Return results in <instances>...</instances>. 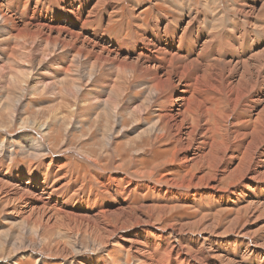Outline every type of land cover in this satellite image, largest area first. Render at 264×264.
Returning a JSON list of instances; mask_svg holds the SVG:
<instances>
[{
    "label": "bare ground",
    "instance_id": "obj_1",
    "mask_svg": "<svg viewBox=\"0 0 264 264\" xmlns=\"http://www.w3.org/2000/svg\"><path fill=\"white\" fill-rule=\"evenodd\" d=\"M123 1L126 0H95V4L88 8V0H79L80 11H84L89 16L84 18L83 24L79 22L80 27L76 29V27L63 22L67 19L56 25L48 22L41 23V21L34 23L33 17L36 16L34 13L31 14L29 22L22 21L26 19L27 14L21 12L19 5L21 0H18L17 3L15 1L14 4H12L13 0H0V38L6 36L12 39L10 45L5 43L3 48L8 54L7 63L8 61L12 62L17 65V68L28 70L31 66L34 70L38 66L42 67L44 60L47 63V57L44 56L47 49H56L53 56L51 55L52 58H48L49 60L64 61V68L56 71L72 74L71 69L78 66L79 73L74 75L75 78L77 77L76 80L83 82L87 80L86 84L98 83L97 87L103 90L99 93L100 95L90 93L89 102L84 104L89 109L87 115L93 109L95 110V115L93 113L95 117L92 116V121L90 120L93 122L92 125H97L95 129L97 127L100 129L102 125L99 124L104 120V130L110 132L116 127L113 120L121 117V112L126 113L128 121L132 125L131 130L138 134L133 138L137 145H129L127 148L128 152L134 146L137 150L131 154L130 160L135 157L136 161L137 155L145 153L144 151L139 153L143 149V144L156 145L158 143L160 147L166 145L174 147L172 152H166L163 160L156 163L152 169L141 170L137 164L131 174L126 172L125 179L128 184H132L140 190L150 189L153 184L158 189L170 185L165 186L168 195L178 194L185 202H189L192 196L201 195L205 190L221 193L224 195L220 198L221 201L227 200L230 204L238 202L240 205L247 198L251 199L237 209L234 219L229 220L230 226L226 230L227 232H234L241 222L244 211L253 210L254 215L258 214L257 219L263 218L264 199L259 198V192L264 193V49L255 52L253 44L255 39H258L259 43H264V0H232L233 4L238 7L228 6V11L224 9V6L223 8L215 6V0L193 1L194 4L190 8V13H193L192 17L188 19L186 13V21H175L176 28L182 30L179 39L174 41L170 36L168 37L169 45L173 47V43L176 42V48L186 52V56L185 54L179 56V52L172 53L163 50L164 47L161 48L162 50L159 49L162 46L160 43L163 37L157 36L150 41L148 37L151 28L142 31L139 28L141 23L136 24L131 39H124L128 42L120 41L121 44H135L139 48L142 47L141 49L146 48L147 53L152 54L154 61H162L166 67L153 64L149 55L144 52L139 53L134 59L120 57L112 47H109V44H102L100 40L95 41L88 36L89 32L85 31V27L95 21L97 9L108 5L114 9L112 12L114 15L119 11L116 10V5ZM209 1L211 2L209 3ZM223 1L225 2V0ZM4 2L11 5L15 14L8 10L9 5L6 7ZM23 4L28 5L26 1ZM181 6L180 4L179 7ZM202 10L212 14L213 17L221 14L216 21L212 22L213 40L206 41L209 43L202 47L190 46L186 43L182 45L184 36L191 26L196 25ZM69 14L70 12L65 16L68 18ZM140 14L135 15L132 10L128 11V15L134 22L140 20ZM112 15L108 22L112 21ZM158 15L153 19L154 22L158 21ZM230 15L235 16L237 20L230 23ZM202 17L208 18L206 14ZM77 18L74 17V22ZM141 18L143 19V17ZM77 20L82 21L79 18ZM131 22L130 24L133 23ZM228 23H230L229 26H227ZM97 25L99 26V22ZM137 28L139 29L137 30ZM222 29H225L226 32L223 39H219L217 35ZM102 32L104 34L102 37L106 36V29ZM95 34H99V32ZM209 44L211 45L209 46ZM198 50L199 55L194 59ZM209 61L211 63H208ZM25 63L26 65H24ZM2 71L4 68L0 72ZM29 72L32 74V71L29 70ZM136 76L139 78L137 79ZM71 78H73V74ZM139 79L142 81L141 84L134 83ZM4 80L6 81V79ZM25 80H27V75L26 79L20 78V82H15V84L19 83L17 84L19 89L27 90V81ZM8 83L11 84L10 80ZM50 83L52 82L47 81L45 85ZM71 86L69 85V87ZM138 87H140L138 91L142 98L138 99L134 95L129 96V89H138ZM41 89L43 90V88ZM71 91L77 102L81 92L79 93V89L75 90V86ZM123 99L125 103L121 105ZM92 101H95V104L91 103ZM22 104V101L16 103L15 114L19 113ZM59 105H62L61 100L52 109ZM13 110L14 107H11V111ZM73 113L71 112V115ZM103 116L106 119H103ZM148 116L151 117L147 118ZM95 129L93 127V130H90L91 135H94ZM122 131L124 134L126 127ZM107 135L105 133L109 142L114 139L111 138L112 135L109 136V133ZM92 137L89 139L86 137L83 140L88 141ZM25 141L24 143H27L25 146L32 150V154L41 156L40 153L47 150L43 140L36 141L32 137H25ZM2 150L1 143L0 152ZM84 157L91 162H95V159L100 161L99 157L93 159L91 155L87 154ZM173 164H179L181 167H172ZM116 167L122 169L123 164L118 163ZM171 168H180V175H171L170 173L160 175L164 170L170 171ZM37 171L35 170L29 176L30 180H34L36 183L34 190H31L28 187L29 182L23 181V183L16 184L23 173L14 175L13 172H6L0 162V194H4L9 202L15 205V213L18 214L21 224L38 227L36 232L40 236L42 230L47 231L50 228L51 231H58L59 235L61 230L68 233L83 232L95 237L94 239L101 245L109 244V241L115 240V229L104 223L103 212L98 211L93 214L97 206L90 204L87 208L88 211L76 213L68 207L69 203L65 201V196H60L61 188H50L48 179L40 181ZM101 173L103 172L101 171ZM132 174L135 176L134 178L131 177ZM154 174L158 176L156 181L152 180ZM167 176L181 177V181L166 178ZM224 180L232 182L228 187H223L221 183ZM140 182L143 184H139ZM192 186H195L193 192L182 193ZM143 207L140 206L139 211ZM177 208L172 207L170 210ZM117 211H121L125 217H130L132 213L131 207H122ZM59 217L61 220L58 222ZM43 218H47L46 221H43ZM218 219V222L209 223L208 215L202 214L196 221L186 224L179 223V225L190 226L194 229L199 227L200 232H209L215 235V228L221 227L222 223L220 218ZM177 223L175 224L177 225ZM172 230L173 245L162 238L151 239L145 233L143 235L133 233L132 237L134 236L136 243L126 248V254L132 252L133 258L142 264H264V240L262 243L254 240V231L252 233L248 231L249 235L245 232L243 237L228 234V237L223 240L224 245L222 240L209 241L210 237L196 238L190 242L192 248L187 249L180 238L181 236H177L176 229ZM244 230L243 226L240 231ZM217 235L221 236L222 234L220 232ZM64 240L65 238L59 240L60 244L55 254L60 255L67 250ZM81 251H77V253ZM46 252L52 253V250L47 249ZM33 253L35 251H32ZM39 255L43 257L42 254ZM89 255L91 256V254Z\"/></svg>",
    "mask_w": 264,
    "mask_h": 264
},
{
    "label": "rangeland",
    "instance_id": "obj_2",
    "mask_svg": "<svg viewBox=\"0 0 264 264\" xmlns=\"http://www.w3.org/2000/svg\"><path fill=\"white\" fill-rule=\"evenodd\" d=\"M14 1H16V3L18 2V0ZM22 1H26L31 9L38 7L44 11L50 10L51 12L62 10L65 6H69L72 1H75L74 3L77 5L79 0H65L66 5L58 0ZM193 1L198 2L199 0H126L117 4L118 6L116 5V10L119 11L114 15H112V12L114 11L113 8L108 5H105L106 7L103 5L97 9V16L95 19L97 24L99 22V28L96 26L93 28V31L98 29L99 34H95L93 37L92 33L89 32L88 36L95 41L100 40L102 44H109V47H112L120 57L127 56L134 59L139 53L144 52L149 55L153 64L162 66L163 62L154 61L152 54L147 53L146 48L141 49L142 47H138L131 53H124L122 50L123 46L131 44H121L120 41L128 42L124 39H131L137 23H141L139 28L142 31L151 28L148 39L152 41L155 37L160 36H152L158 31L151 27V23H153V19H155L157 14H159V17H167L173 22L186 21L187 18L190 19L193 15V13H190L191 5L194 4ZM222 1L223 0H215V6H222L220 8H223L224 6V9L227 11L230 6L238 7L233 4L232 0H225V2L223 1V4ZM210 2L211 1H209V3ZM4 4L6 7L9 5L8 10L12 14H15L10 7V4H6L5 2ZM90 4L92 5L93 1H91ZM180 4L182 5L181 7H179ZM249 4H252V2H249ZM131 10L135 15L141 13L140 20H137V22L132 20L128 15V11ZM186 13L188 14L187 18ZM205 14L208 18L202 17V15ZM111 15V20L113 22H108ZM220 15L221 14H217L213 17L212 14L202 10L196 25L191 26L188 33L184 36L182 45L186 43L190 46L202 47L209 43H206V41H212L214 36L211 29L212 22L216 21ZM230 16V23L237 20L235 16ZM65 17L66 16L49 19L48 23L56 25L62 23L65 19H67L68 22H71V19ZM141 17H143V19ZM78 18L82 21H76V29L80 27V23L83 24L85 21L82 14ZM29 19H31V15L29 16L27 14L26 19H23L22 21L29 22ZM33 19L34 23H38L39 21H41V23H47V16H45L46 21L43 22L38 16L33 17ZM130 22L132 24H130ZM230 23H228L227 26H229ZM159 25V28H161L160 30H162L163 27L161 24ZM168 27L169 23L166 24V28ZM171 27V34L163 30V36H161L163 39L160 43L162 46L159 49L164 47L163 50L165 49L172 53L179 52V56L182 54H185L186 56V52L176 48V42L173 43V47L169 45L168 37L170 36L172 40L176 41L175 33L178 29L176 28L175 23H173ZM139 28H137V30ZM104 29H106V36L102 37L104 35L102 32ZM225 32V29L220 30L217 37L223 39ZM181 33L182 30L179 31L178 37H180ZM10 42H12L11 38L6 36L0 38V69L2 70L4 68V71L0 72V144L2 143L3 150H5L0 152V162H2L6 172H13L14 175L23 172L21 179H19L16 184L23 183V181L29 182L30 185L28 187L31 190H34V184L36 183L34 180H30L29 175L35 170H38L37 175L39 176L40 181L43 182L44 179H48V186L50 188H61L60 192L63 191L62 194L64 193L66 196L65 201L69 203L68 207L78 214L88 211L87 208L90 204L97 206L95 207L94 210L96 211L93 214L98 211L103 212L104 223L111 226V228H114L117 235L114 234L115 240H113V242L109 241V244L105 243L103 245H101L99 241H96L94 239L95 237H91L88 234L86 235V233L83 232H81L82 234L80 232L68 233L61 230L62 235H59L58 231H51L49 230L50 228H48L47 231L42 230L41 236L37 235L38 232H36V229L38 227H28L24 223L21 224V220L18 219V214L15 213V205L10 203L9 199L6 198L4 194H0V264H133L135 262V264H137L138 261L133 258L132 252L126 254V248L132 246V244L135 245L136 243V239L134 236L132 237V235H134L133 233L142 235L145 233L149 235L151 239L159 240L162 238L170 245H173L174 242L171 240L173 239V236L171 235L173 231L172 229H176L177 236H181L180 238L187 249H190V247L192 248V243L190 242L196 238L201 239L202 237H210L208 238L209 241L222 240L221 242L224 245L225 242H223V240L228 237V234L243 237L245 232L248 234V231H251L250 233L254 231V240L258 243H262L264 240V217L257 219L258 214L254 215L253 210L244 211V214L241 217V222L237 225L234 232L226 231L230 226L229 220L234 219L233 217H235L237 209L248 203L251 200L249 198L240 205L236 201L238 204L237 206V204H230L227 200L222 202L220 198L224 195L221 193L205 190L201 195L192 196L189 202H185V200H183L178 194L168 195V190L165 186L170 185H165L163 189H158L155 188L153 184L150 186V189L140 190L132 184H128L125 179L126 172L131 174V172L136 169L137 164L141 170L148 171L152 169L156 163L163 160L166 152H172L174 147H169L167 145L160 147L158 143V145L156 144L157 146L153 144H143L144 150L141 149L139 153L142 151L145 153H138L139 155H137L136 161L135 157L130 160L131 154L137 151L135 148L137 143L133 138L138 134L134 130H131L132 125L131 122L128 121L126 113L121 112V117L113 120V124L116 127L110 131L111 133L104 130V120L99 124L100 126L102 125L100 129H98V127L95 129V126L97 125H92L93 122H90V120L92 121V116L95 117L94 109L87 115L89 109L86 108L87 106H84V104L89 102L88 99L91 97L88 96L90 93L100 95L99 93L103 91L102 88L97 87L98 83L90 84V82L86 84L87 80H84L86 82L76 80L77 77L75 78V76L79 73L77 69L78 66L77 68L73 67L74 69H71L74 79L71 78L72 74L56 71L64 68V61L49 60L48 58L51 59L54 54L53 52L56 51V49L51 50V48L47 49L45 51L46 53L44 52V56L47 57H44L47 59V63L46 60H44L45 62H43L42 67L38 66L36 68L37 70H33V67L30 66L29 70L32 71V75L28 69L17 68V65H14L15 63L12 64V62L9 63V61L7 63L8 54L3 48L5 43L10 45ZM210 45L211 44H209V46ZM262 49H264V43H259L258 39H255L253 51L257 52ZM48 53H50V55H48ZM197 55H199V50L193 58L195 59ZM208 63H211V61ZM24 65H26V63ZM12 66L13 69H11ZM163 66L166 67L165 65ZM26 75L27 80L25 81H27V90L19 89V85H17L19 83L15 84V82H20V78L26 79ZM136 78L138 79L139 76H136ZM4 79H6V81ZM12 79L15 80H13L14 83ZM9 80L11 84L8 83ZM47 81L52 83L46 86L45 83H47ZM76 82L78 83V86ZM138 82L140 84L142 83L140 79L134 83L138 85ZM69 85H72V88L75 86V90L79 89V93L81 92L77 102L75 101L74 96H72V88L69 87ZM41 88H43V90ZM69 88L71 89L69 90ZM139 89L140 87H138V89L133 88V90L130 88L129 96L134 95L138 97V99H141L142 97L141 93L138 91ZM60 100L62 105L52 109V107L56 105L57 102L59 103ZM19 101H22L23 104L21 107H23H20L19 113L15 114L16 103ZM91 103L95 104V101H92ZM124 103L125 100L123 99L121 105H124ZM11 107H14L13 111H11ZM71 112H74L73 115H71ZM150 117L151 116H148L147 118ZM103 119H106V117L103 116ZM93 127L95 133L94 135H91L90 130H93ZM124 127H126V131L124 132L125 135L122 131ZM144 127L147 128V126ZM105 133L106 135L109 133V136L112 135L111 138L113 137L114 139L109 142L106 139ZM25 137H32L36 141L43 140L47 150L40 153L41 156L32 154V150L25 146L27 145V143H24ZM86 137L87 139H89V137L92 138L88 141L83 140V138ZM129 145L135 146L128 152L127 148ZM86 154L89 156L91 155L93 159L99 157L100 161L95 159V162H91V160L84 157ZM118 163L123 164L122 169L116 167ZM171 166L181 167L179 164H173ZM101 171L103 173H101ZM169 173L171 175H180V168H171L170 171H167L166 169V171L164 170L160 175H167ZM131 177L134 178L135 176L132 174ZM166 178H174L181 181V177L167 176ZM152 180H158V176L154 174ZM231 182V180H224L221 183V186L228 187ZM139 184H143V182H140ZM194 187L195 186H192L182 193L193 192ZM236 193L239 194L238 191H236ZM259 194V198L263 200L264 193L259 192ZM167 200L170 202L169 204L165 202ZM140 206L144 207L139 211ZM122 207H131L132 213L130 214V217H125L121 211H117V209ZM167 207L178 208L170 210L171 208ZM217 212L218 214H216ZM202 214L208 215L209 223H213L214 221L218 222V218L222 221L221 227H218L219 229L217 227L215 228V235L214 233L212 234L209 232L202 233L200 232L201 230L199 231V227V229H194L190 226L182 227L179 225V223L186 224L191 223L194 220L196 221ZM46 219L47 218H43V221H46ZM60 220L61 217L58 218V222ZM176 222H178L177 225L175 224ZM246 222L248 223L246 224ZM243 226L245 230L240 231ZM220 232L222 235L218 236L217 234ZM165 237L168 238L166 239ZM64 238L67 250L62 254L57 255L55 254V251L60 244L59 240ZM130 240H134V242H131ZM96 244L98 245L96 246ZM46 247L47 249H51L52 253L46 252ZM80 250L82 251L77 253V251ZM32 251H35V253L32 254ZM39 254H42L43 257H40ZM89 254H91V256Z\"/></svg>",
    "mask_w": 264,
    "mask_h": 264
},
{
    "label": "crops",
    "instance_id": "obj_3",
    "mask_svg": "<svg viewBox=\"0 0 264 264\" xmlns=\"http://www.w3.org/2000/svg\"><path fill=\"white\" fill-rule=\"evenodd\" d=\"M58 1H61V0H58ZM87 1V0H86ZM90 1H93V4H95L94 2V0H88V8H90V7H92V5L90 4L91 2ZM14 0H13V2H12V4H14ZM61 2H63L65 5H66V2H65V0L64 1H61ZM60 2V3H61ZM75 1H72V2H70V4H69V6H65L62 10H57V11H51L50 12V10H47V11H44L43 9H40V8H38V7H35V8H33V9H31V8H29V6L28 5H25V4H23L22 5V3H23V1L21 0V4L19 3V5H20V7H21V12L23 13V14H28L29 16L32 14V13H34L36 16H39L40 18H41V20H42V22L43 21H46L47 20V22H48V20L49 19H54V18H59L60 16H65V14L66 13H68V12H70V14L68 15V18H70L71 19V22H68V21H63L65 24H71V25H73V26H75L76 27V24H77V22H74V17L76 18V17H79L81 14L83 15V17L84 18H86V17H88L89 15L87 14V13H85L84 11H80V6L77 4H75L74 3ZM90 2V3H89ZM24 8V9H23ZM70 8V9H69ZM74 8V9H73ZM24 10V11H23ZM76 10V11H75ZM74 12V13H73ZM77 12V13H76ZM31 13V14H30ZM75 13H76V15H75ZM80 13V14H79ZM39 14H41V15H39ZM72 15V16H71ZM75 15V16H74ZM45 16H47V19L45 20ZM76 21H77V19H75ZM167 23H169V27L168 28H166V24ZM173 23H175V22H173V21H171V20H169L167 17H159L158 16V21L157 22H154L153 21V23H151V27H152V29H154V30H158L157 31V33L156 34H153L152 36H155V35H160V36H163V30L164 31H166L167 33H169V34H171V26H172V24ZM159 24H161V26L163 27V29L162 30H160L161 28H159ZM97 27V28H99V26L97 25V23L94 21L93 23H90V24H88V25H86V27H85V31L86 32H91L92 33V36L94 37V35H95V33H97V32H99V30L97 29V30H94L93 31V28L94 27ZM181 29H177L176 30V35H175V38H176V40H178V33H179V31H180ZM92 37V38H93ZM136 48H138V46L137 45H135V44H131V45H128V46H123V52L125 53V52H133ZM127 57V56H126ZM85 160V159H84ZM21 173H23V172H21ZM30 176V175H29ZM63 192V191H62ZM59 193H61V192H59ZM61 197L62 196H65L64 195V193L63 194H61L60 195ZM65 199H66V196H65ZM166 203H170L168 200L167 201H165ZM157 203V202H156ZM198 206V205H197Z\"/></svg>",
    "mask_w": 264,
    "mask_h": 264
}]
</instances>
